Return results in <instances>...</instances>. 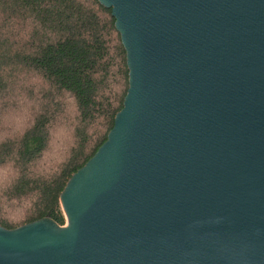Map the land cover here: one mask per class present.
<instances>
[{
	"label": "water",
	"instance_id": "1",
	"mask_svg": "<svg viewBox=\"0 0 264 264\" xmlns=\"http://www.w3.org/2000/svg\"><path fill=\"white\" fill-rule=\"evenodd\" d=\"M124 51L112 127L0 264H264V0H96Z\"/></svg>",
	"mask_w": 264,
	"mask_h": 264
},
{
	"label": "trees",
	"instance_id": "2",
	"mask_svg": "<svg viewBox=\"0 0 264 264\" xmlns=\"http://www.w3.org/2000/svg\"><path fill=\"white\" fill-rule=\"evenodd\" d=\"M127 89L96 0H0V227L62 226L58 196L95 153Z\"/></svg>",
	"mask_w": 264,
	"mask_h": 264
},
{
	"label": "rangeland",
	"instance_id": "3",
	"mask_svg": "<svg viewBox=\"0 0 264 264\" xmlns=\"http://www.w3.org/2000/svg\"><path fill=\"white\" fill-rule=\"evenodd\" d=\"M63 219H64V218H63ZM63 225H65V220H64V223H63ZM63 225H62V226H63Z\"/></svg>",
	"mask_w": 264,
	"mask_h": 264
},
{
	"label": "bare ground",
	"instance_id": "4",
	"mask_svg": "<svg viewBox=\"0 0 264 264\" xmlns=\"http://www.w3.org/2000/svg\"><path fill=\"white\" fill-rule=\"evenodd\" d=\"M65 226V225H64Z\"/></svg>",
	"mask_w": 264,
	"mask_h": 264
}]
</instances>
